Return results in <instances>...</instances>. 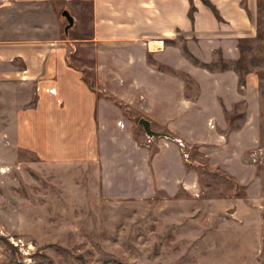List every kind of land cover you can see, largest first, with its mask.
<instances>
[{
	"label": "crops",
	"instance_id": "obj_1",
	"mask_svg": "<svg viewBox=\"0 0 264 264\" xmlns=\"http://www.w3.org/2000/svg\"><path fill=\"white\" fill-rule=\"evenodd\" d=\"M210 2L221 19L201 0H0V135L43 162L96 165L108 199L194 188L177 142L153 137L155 150L146 145L134 119L144 117L248 182L254 166L244 157L259 145L260 94L249 77L240 91L232 64L252 34L251 14L245 0ZM64 9L74 20L68 36ZM177 39L200 62L219 51L229 67L195 65ZM235 108L245 115L228 130L225 110Z\"/></svg>",
	"mask_w": 264,
	"mask_h": 264
},
{
	"label": "rangeland",
	"instance_id": "obj_2",
	"mask_svg": "<svg viewBox=\"0 0 264 264\" xmlns=\"http://www.w3.org/2000/svg\"><path fill=\"white\" fill-rule=\"evenodd\" d=\"M245 6L253 29L239 41L237 72L260 94L259 145L244 157L254 166L248 182L179 140L197 189L108 199L96 165L43 162L17 149L13 136L0 135V264H264V0H245ZM0 105V111L6 107ZM236 108L229 112L233 120L226 118L228 130L241 126L244 109ZM137 118L149 146L153 137Z\"/></svg>",
	"mask_w": 264,
	"mask_h": 264
},
{
	"label": "trees",
	"instance_id": "obj_3",
	"mask_svg": "<svg viewBox=\"0 0 264 264\" xmlns=\"http://www.w3.org/2000/svg\"><path fill=\"white\" fill-rule=\"evenodd\" d=\"M202 2L205 4V5H207L211 10H212V12L214 13V15L218 18V19H221V17L219 16V14H218V11H217V9L215 8V6L210 2V0H202ZM194 11H195V8L193 7V5H191L190 6V9H189V12H188V15H189V18H190V20L191 21H193V19H194ZM181 49H182V52L184 53V55H185V57L188 59V60H190L192 63H194L195 65H197V66H200V67H202V68H205V69H208V70H214V69H216L215 68V65H217V64H219V69L221 70V69H226V68H228L229 67V65L227 64V62H225L224 60H223V58L221 57V53L218 51L217 52V54H218V56H217V58L215 59V60H213L211 63H203V62H200V60H198L194 55H192L190 52H189V50H188V48L186 47V45L185 44H182V46L180 47ZM239 60L238 61H236L235 63H234V65H232V69L234 70V71H236L237 72V69H238V66H239ZM238 73V75H240L239 76V83L240 84H244V81H243V78H241V74H240V71L239 72H237ZM108 98H110L111 100H113L116 104H118L119 106H120V108L122 109V111L123 112H125V109H124V103L122 102V101H120V100H118V99H116V98H114V97H112V96H107ZM225 114H226V118L228 119V122L230 121V120H233V118H231V117H229L231 114H229V112L227 111V110H225ZM229 127H231L230 126V123H229ZM161 133H163V134H169L170 136H171V138H172V140L173 141H175V142H178V139L176 138V137H174L172 134H170V133H168V132H165V131H162Z\"/></svg>",
	"mask_w": 264,
	"mask_h": 264
},
{
	"label": "water",
	"instance_id": "obj_4",
	"mask_svg": "<svg viewBox=\"0 0 264 264\" xmlns=\"http://www.w3.org/2000/svg\"><path fill=\"white\" fill-rule=\"evenodd\" d=\"M61 15L65 18L66 20V25L63 28L64 33L67 35L69 29H71L73 27L74 24V20L72 15L70 14V12L67 9H64L61 12ZM138 124H140L143 128V130L145 131L146 135L148 137H165L168 138L170 140H172L171 136L169 134H163L161 132H156L151 128L150 125V121L144 117H140L138 119Z\"/></svg>",
	"mask_w": 264,
	"mask_h": 264
},
{
	"label": "bare ground",
	"instance_id": "obj_5",
	"mask_svg": "<svg viewBox=\"0 0 264 264\" xmlns=\"http://www.w3.org/2000/svg\"><path fill=\"white\" fill-rule=\"evenodd\" d=\"M3 172V171H2Z\"/></svg>",
	"mask_w": 264,
	"mask_h": 264
}]
</instances>
